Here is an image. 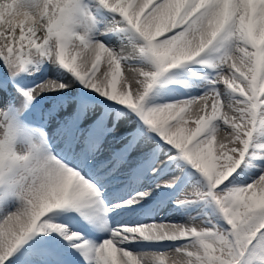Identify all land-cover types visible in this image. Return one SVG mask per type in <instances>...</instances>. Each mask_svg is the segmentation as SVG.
I'll return each mask as SVG.
<instances>
[{
  "label": "snow or ice",
  "instance_id": "1",
  "mask_svg": "<svg viewBox=\"0 0 264 264\" xmlns=\"http://www.w3.org/2000/svg\"><path fill=\"white\" fill-rule=\"evenodd\" d=\"M0 264H264V0H0Z\"/></svg>",
  "mask_w": 264,
  "mask_h": 264
},
{
  "label": "rangeland",
  "instance_id": "2",
  "mask_svg": "<svg viewBox=\"0 0 264 264\" xmlns=\"http://www.w3.org/2000/svg\"><path fill=\"white\" fill-rule=\"evenodd\" d=\"M175 219H178V218L175 217Z\"/></svg>",
  "mask_w": 264,
  "mask_h": 264
},
{
  "label": "bare ground",
  "instance_id": "3",
  "mask_svg": "<svg viewBox=\"0 0 264 264\" xmlns=\"http://www.w3.org/2000/svg\"><path fill=\"white\" fill-rule=\"evenodd\" d=\"M174 219H175V217H174Z\"/></svg>",
  "mask_w": 264,
  "mask_h": 264
}]
</instances>
